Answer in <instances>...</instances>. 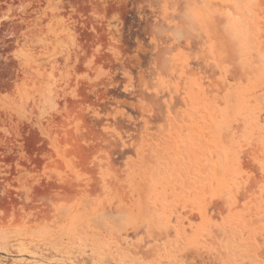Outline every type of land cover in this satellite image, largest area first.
Returning a JSON list of instances; mask_svg holds the SVG:
<instances>
[{
    "label": "rangeland",
    "instance_id": "1",
    "mask_svg": "<svg viewBox=\"0 0 264 264\" xmlns=\"http://www.w3.org/2000/svg\"><path fill=\"white\" fill-rule=\"evenodd\" d=\"M198 252L264 264V0H0V264Z\"/></svg>",
    "mask_w": 264,
    "mask_h": 264
},
{
    "label": "bare ground",
    "instance_id": "2",
    "mask_svg": "<svg viewBox=\"0 0 264 264\" xmlns=\"http://www.w3.org/2000/svg\"><path fill=\"white\" fill-rule=\"evenodd\" d=\"M196 2V1H195ZM209 2H211V1H209ZM191 4V3H190ZM194 5H196L195 3H194ZM191 16V15H190ZM189 17V16H188ZM197 17V16H196ZM202 19V18H201ZM201 19L200 18H198V20H200L199 21V24L200 23H202V21H201ZM193 20V19H192ZM198 20H197V22H198ZM214 21V20H213ZM219 21V20H218ZM195 22V21H194ZM193 22V23H194ZM215 23L217 22V20H215L214 21ZM191 25H193L192 23H190ZM190 25V26H191ZM187 27V29H186V31H185V33L184 32H182V30H179V31H177L176 29L174 30V32H172V35H173V37H174V39L177 41V42H179L180 40H181V38H182V36H184L185 35V38H186V36L188 37V39H185V40H188V43L190 44V40H192L191 38H192V36L194 35L193 34V32H195L196 33V30H198V29H192L194 26H192V27ZM159 30V32L160 33H164V29L163 28H159L158 29ZM192 30H195V31H192ZM181 31V32H180ZM197 33H198V36H200V34H199V31H197ZM207 34V33H206ZM197 36V37H198ZM210 36H211V34H210ZM202 37V36H201ZM212 37H210V41L212 40L211 39ZM183 39H184V37H183ZM182 39V40H183ZM181 40V41H182ZM208 40V39H207ZM209 42V41H208ZM208 42L206 43L207 44V46H208ZM214 42V41H213ZM181 43V42H180ZM179 43V44H180ZM182 44V43H181ZM205 44V43H204ZM210 44V43H209ZM218 44H220V43H218ZM180 46V45H179ZM206 46V45H205ZM263 46V45H262ZM210 47V46H209ZM209 49V48H208ZM169 52H172V49L171 48H167V49H165V50H162L160 53H159V55H160V60H161V62H160V67H159V69H160V71L161 70H167L165 67H167V65H163L166 61H167V59H166V61H164L163 60V56L165 55H167ZM164 53H167V54H164ZM178 56L179 57H181L182 58V60H183V66H181V68H180V70H181V74L183 75L184 74V68H187V66H188V68H189V70H190V75H195V77H197V83H198V85L200 86V87H202L203 88V82H204V79H205V74H201L199 71L198 72H196V69H193V67L190 65H188V63H187V61H188V59H190L192 56H191V54H188V53H184L183 51H179L178 52ZM159 55H158V58H159ZM180 55H182V56H180ZM183 55L185 56V57H183ZM168 56V55H167ZM170 57V60H171V58H173L171 55H169ZM202 56V55H201ZM184 58H185V61H184ZM169 60V59H168ZM208 60V59H207ZM214 60H216V61H218L217 59H214ZM213 60V61H214ZM162 61H164V63H162ZM171 61H174V59L173 60H171ZM170 63V61L168 62V64ZM218 63V62H217ZM166 64V63H165ZM164 66V67H163ZM169 66V68L170 69H168L167 71L169 72V70H170V72L171 73H175V72H177V66L176 65H171V67H170V64L168 65ZM215 66H216V64H215ZM219 66V65H218ZM165 68V69H164ZM158 69V70H159ZM189 75V76H190ZM192 76V77H193ZM191 77V78H192ZM194 77V78H195ZM214 79V78H213ZM191 79L189 78V81H190ZM189 81H187L186 80V86H187V84H189V83H187V82H189ZM192 81V80H191ZM193 82V81H192ZM197 83H194V84H197ZM193 84V83H192ZM148 86V84L147 83H145V86ZM174 86L175 87H177V83H175L174 84ZM164 88H167L168 89V91L170 90V88H169V83L168 82H166L165 83V86H164ZM187 88H188V86H187ZM204 89V88H203ZM157 90H159V88H157ZM187 90H189V88L187 89ZM148 150H145V152H147ZM149 153H150V151H149ZM140 154V153H139ZM146 156V154H143V156ZM140 156V155H139ZM142 156V155H141ZM111 162V161H110ZM109 165H110V163H108ZM112 165V164H111ZM111 167V166H110ZM113 168V167H112ZM137 168V167H136ZM139 168L140 167H138V173L140 172V170H139ZM132 169H134V168H132ZM141 169V168H140ZM135 170H137V169H135ZM132 171H134V170H132ZM141 171H142V169H141ZM135 172V171H134ZM142 173V172H141ZM150 187H151V185H149ZM157 187H158V190H159V192H161L162 190H160L159 189V186L157 185ZM161 187V186H160ZM140 188V187H139ZM151 189V188H150ZM161 189H162V187H161ZM139 190V189H138ZM143 190V189H142ZM149 192H151L150 190H149ZM118 193H119V191H118ZM118 193H117V197H119V199H121L122 198V196H118ZM125 193H127V192H125ZM131 194V193H130ZM130 194H128L127 196H129ZM132 195V194H131ZM146 196V195H145ZM159 196H161L162 197V195H159ZM115 197V196H114ZM167 197V196H166ZM128 198V197H127ZM129 200H131V196H129ZM144 198H146V197H144ZM143 198V199H144ZM119 199H114V200H118V202H119ZM133 200H136L135 198H133ZM137 200H139V199H137ZM137 200L136 201H129L130 202V204L129 205H131V203L132 204H134V202H136L135 204L137 205H139L140 204V202L138 201V203H137ZM147 200L148 201H150V199L149 198H147ZM158 200L160 201H162V199H160V197L158 198ZM158 202L159 203V205L160 206H158V205H156V206H158V208H162V206L164 205V203L163 202ZM160 203H163L162 205L160 204ZM125 204H128L127 202L125 203ZM134 204V205H135ZM179 204H181L182 205V207L184 208V203H179ZM123 205V204H122ZM129 205H125L124 206V209L126 208V206H129ZM136 205L134 206V207H136ZM138 205H137V207H138ZM146 205H148V204H145L144 203V206H146ZM177 205V204H176ZM175 205V206H176ZM180 205V206H181ZM130 207V208H129ZM128 208V211L129 210H131V209H133V207L131 208V206H129ZM143 208V210H144V208L145 207H142ZM142 208H138L140 211H143L142 210ZM149 208V206H147L145 209L147 210ZM164 208H165V205H164ZM185 208H186V205H185ZM150 209V208H149ZM193 209V208H192ZM156 210H158V209H156ZM172 210H174V209H172ZM172 210H169V211H171L172 212ZM198 209H196V210H193V211H197ZM126 211H127V208H126ZM133 211V210H132ZM161 211H162V209H161ZM165 211V210H164ZM200 211V210H199ZM131 212V211H130ZM144 212H145V210H144ZM144 212H143V214H144ZM154 212H155V210H154ZM168 212V211H167ZM177 212V211H176ZM202 212H206V209H203L202 210ZM201 212V214H203ZM147 213V212H146ZM170 212H168L167 214H169ZM174 213V212H173ZM172 213V214H173ZM178 213V214H177ZM176 214H173V215H176V218L178 219V220H182L183 219V216H182V214L181 213H179V212H177ZM141 214V213H140ZM156 214V213H155ZM172 214H170V216L172 215ZM206 214V213H205ZM172 215V216H173ZM167 216V215H166ZM195 216V215H194ZM203 216V215H202ZM168 218H170L169 216H167ZM204 217V216H203ZM137 219V218H136ZM135 220V219H134ZM139 221V219H137V222H135V221H132V223L134 222L135 223V225L134 224H132V225H134V226H131L130 225V227H128V228H126L125 227V225H124V228H126V232H128V230H130V231H135V232H138V231H140L141 230V225L139 226L138 224H136V223H139L138 222ZM142 220H140V224H142V222H141ZM143 223H144V221H143ZM131 224V223H130ZM137 225V226H136ZM180 225V224H179ZM179 225H177V226H174L173 228L176 230V232L178 233V234H182L183 233V230H184V228H183V226H179ZM132 229V230H131ZM152 229V230H151ZM124 231H125V229H123ZM147 231V230H146ZM171 231H172V227H161L160 229H158V230H155V228H153V227H150L149 229H148V231H147V236H149V237H152L154 240H157V239H159V238H161V237H163V236H165V237H169V236H171ZM169 240H170V238H168ZM188 249V247H184L182 250H187ZM135 253L136 254H140V255H142V256H145L146 254H147V252H145L144 250H141V248L140 247H135ZM184 254V253H183ZM200 259H197L196 257H195V255H194V258L192 259L193 260V263L192 264H206L205 263V261H204V259H203V257L201 256V254H200V252H198V255H197ZM199 260H200V262H199ZM176 262V261H175ZM174 262V263H175ZM212 262V261H211ZM172 263V262H171ZM157 264H162V260L161 261H158L157 262ZM164 264V263H163ZM175 264H178L177 262L175 263Z\"/></svg>",
    "mask_w": 264,
    "mask_h": 264
},
{
    "label": "flooded vegetation",
    "instance_id": "3",
    "mask_svg": "<svg viewBox=\"0 0 264 264\" xmlns=\"http://www.w3.org/2000/svg\"><path fill=\"white\" fill-rule=\"evenodd\" d=\"M157 30H158V28H157ZM158 34H159V33H158ZM168 34H171V36L173 37L172 33H168L166 30H165V32H164L163 34H159V35H168ZM183 37H184V40H185V39H188V37L186 36V38H185V35H184V36H182L181 40L183 39ZM173 39H174V37H173ZM181 40H180V42L182 43ZM159 42H160V43H163L161 39L159 40ZM174 43H177V41H175V39H174V41H173V44H174ZM181 43H180V46L178 47V49H179V48L182 49V48H181V46H182ZM185 43H186L188 46H190L189 43H188V40H185ZM168 47L171 48V45H164L163 49L168 48ZM161 49H162V48H161ZM183 50H184V49H183ZM187 52H191V51H187ZM194 53H195V52H194ZM194 53H193V54H194ZM159 66H160V65H158V69H159ZM187 69H188V68H187ZM187 69H185V70H186V73L183 74L182 76L187 75ZM158 71H160V69H159ZM159 93H160V92H159ZM159 93H157V94H159ZM146 129H148V126L146 127Z\"/></svg>",
    "mask_w": 264,
    "mask_h": 264
}]
</instances>
